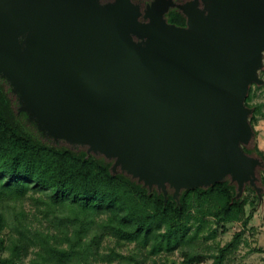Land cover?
Masks as SVG:
<instances>
[{"label": "water", "instance_id": "1", "mask_svg": "<svg viewBox=\"0 0 264 264\" xmlns=\"http://www.w3.org/2000/svg\"><path fill=\"white\" fill-rule=\"evenodd\" d=\"M185 18L166 21L170 9ZM264 60V0H0V79L51 142L167 200L227 179L259 199L245 105Z\"/></svg>", "mask_w": 264, "mask_h": 264}, {"label": "trees", "instance_id": "2", "mask_svg": "<svg viewBox=\"0 0 264 264\" xmlns=\"http://www.w3.org/2000/svg\"><path fill=\"white\" fill-rule=\"evenodd\" d=\"M169 15L184 22L183 17L175 12ZM5 83L0 79V203L31 197L38 207L48 208L42 213L50 224L53 219L58 220L57 216L48 217L58 207H66L72 217L58 220L54 225L57 232L53 234L49 225L41 231L32 229L29 217L37 219L36 214L29 215L23 210L20 213L0 211V235L6 229L17 233L11 245L0 237V264H22L19 254L21 248L24 251V242L39 248L31 264H54L55 259L61 264H90L94 256L90 244L98 248L106 234L119 246L136 243L148 249L151 255L173 252L180 249L190 231L191 209H195L202 219L211 216L217 224L229 222L242 212V198H235L236 188L228 180L208 188L182 191L179 203L169 192L164 201L156 189L148 191L122 173L113 175L110 171L112 162L88 156L83 149H71L51 142L26 114L15 112L4 88ZM252 86L245 105L252 109L249 121L254 129L257 122L264 119V105L249 103L253 97ZM245 152L264 161L263 153L254 142ZM262 183L264 187V171ZM246 190L258 200L252 187L248 186ZM101 215L106 219L97 225L100 230L96 229V235L89 239L94 217ZM63 226H70L71 233ZM243 234V231L236 233L219 248L212 256L211 264H221L225 254L240 244ZM195 238V234L190 236V239ZM61 239L67 247H62ZM6 251H9L8 257L3 256ZM182 256L185 264L205 261V255L196 251H183ZM105 260L136 263L135 257H126L115 250Z\"/></svg>", "mask_w": 264, "mask_h": 264}, {"label": "rangeland", "instance_id": "3", "mask_svg": "<svg viewBox=\"0 0 264 264\" xmlns=\"http://www.w3.org/2000/svg\"><path fill=\"white\" fill-rule=\"evenodd\" d=\"M259 77L264 81V68L259 71ZM4 88L12 103L13 109L16 113H18V108L20 106L18 96L13 93L12 88L7 83L4 84ZM251 89L253 97L249 103L252 105H255V103L264 105V84L260 86L253 85ZM262 112L264 113V108H262ZM261 120L263 121V119ZM263 171L264 169L260 171V178L257 182V186L261 187L263 190L261 199L258 197V200L256 201L253 193L246 190L248 188V186H246L243 194L241 195L243 210L237 218H234L224 224H217L211 216H206L202 219L199 214H196L195 209H191V217L189 220L190 231L188 232L186 238L182 241L180 249H176L173 252L162 251L151 255L147 251L148 249L145 250L136 243L123 244L119 246L111 236L106 234L100 241L98 248L91 246L90 244L89 248L94 253L90 264H134L124 262L118 263V261H113V263L108 262L105 259L112 250H115V252H118L126 257L129 255L135 257V264H185L182 252L196 251L199 254L205 255V261L197 264H211L213 263L212 256L217 253V250L227 244L233 236L240 231L244 232L241 237L240 244L225 254L221 264H264V256L262 255L264 251L261 250L262 248L259 249L256 246V235H258L259 232L260 234L264 233V230H259V224L262 226L264 222V187L262 183ZM65 208L58 207L55 210H52V214L48 217L51 219L52 216H57L56 218H58V220H62V217L67 219L72 217L70 212H68L69 210ZM46 209L48 208L43 205L38 207L37 204H35L34 199L31 197H26L19 201L0 203V211L4 213H20V211L23 210L28 212L29 215L36 214L37 219L34 216L29 217L32 229H38L41 231V229L45 228L46 225H49L51 226L49 231L56 234L57 231L54 225H57L58 220L53 219V223L50 224V220L44 219V214L42 212L47 211ZM255 215L257 217L256 220L259 221L258 225L253 224V218ZM105 217V215L94 217L95 220L92 226L93 232L88 236L89 239L94 236V234L96 235L94 231L98 229L97 225L103 223L102 221L106 219ZM63 227H65V231L69 230L68 233H71L72 228H70V226H67V228L66 226ZM98 230H100V228ZM194 234L196 238L190 239V236ZM59 235L61 238L62 235ZM0 237L6 239L7 245H11V240L17 237V233L16 231L6 229ZM61 241L62 247H67L65 241L63 239H61ZM23 248L24 251L22 248L20 249L19 260L22 264H31L32 260L36 257L35 253L39 248L29 244L28 242H24ZM3 256L8 257L9 251H6ZM55 260L54 264H61V262L57 259Z\"/></svg>", "mask_w": 264, "mask_h": 264}, {"label": "crops", "instance_id": "4", "mask_svg": "<svg viewBox=\"0 0 264 264\" xmlns=\"http://www.w3.org/2000/svg\"><path fill=\"white\" fill-rule=\"evenodd\" d=\"M254 133H255V138H254V143H256L258 149L263 153L264 155V119L263 121L260 120L257 122V124L254 126ZM256 215L253 218V224L258 225L259 221L256 220ZM263 226V227H262ZM262 226H260L259 224V230L263 231L264 230V222L262 224ZM264 233L260 234V232L258 233V235H256V246L261 250L264 251ZM262 255L264 256V253H262Z\"/></svg>", "mask_w": 264, "mask_h": 264}, {"label": "flooded vegetation", "instance_id": "5", "mask_svg": "<svg viewBox=\"0 0 264 264\" xmlns=\"http://www.w3.org/2000/svg\"><path fill=\"white\" fill-rule=\"evenodd\" d=\"M152 0H133V2H135L136 4H138L140 6V8L144 9L146 4H149ZM174 3L176 4H183L185 2H187L188 0H172ZM171 12H175L177 15L183 17L181 15V13L179 12V10L177 9H170L169 12L166 14L165 18H166V21L169 23V24H172V25H176V26H179V27H184L185 26V18L183 17L184 19V22L181 23V21H178L176 19H174V16H171L170 17V13Z\"/></svg>", "mask_w": 264, "mask_h": 264}]
</instances>
